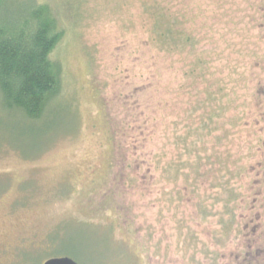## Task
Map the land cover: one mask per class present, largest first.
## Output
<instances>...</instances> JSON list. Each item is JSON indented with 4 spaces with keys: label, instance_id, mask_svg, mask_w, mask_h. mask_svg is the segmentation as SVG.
<instances>
[{
    "label": "rangeland",
    "instance_id": "374dc122",
    "mask_svg": "<svg viewBox=\"0 0 264 264\" xmlns=\"http://www.w3.org/2000/svg\"><path fill=\"white\" fill-rule=\"evenodd\" d=\"M37 1L61 87L0 108V264H264V0Z\"/></svg>",
    "mask_w": 264,
    "mask_h": 264
},
{
    "label": "trees",
    "instance_id": "16d2710c",
    "mask_svg": "<svg viewBox=\"0 0 264 264\" xmlns=\"http://www.w3.org/2000/svg\"><path fill=\"white\" fill-rule=\"evenodd\" d=\"M60 39L48 5L37 0H0V108L16 112L25 121L44 114L61 87L60 64L50 57ZM110 129L116 150L123 151L127 143L122 136L127 133H121L114 121ZM140 136L145 137L142 132ZM135 165L140 167L141 162Z\"/></svg>",
    "mask_w": 264,
    "mask_h": 264
},
{
    "label": "water",
    "instance_id": "95a60500",
    "mask_svg": "<svg viewBox=\"0 0 264 264\" xmlns=\"http://www.w3.org/2000/svg\"><path fill=\"white\" fill-rule=\"evenodd\" d=\"M43 264H77L69 257H51L44 261Z\"/></svg>",
    "mask_w": 264,
    "mask_h": 264
}]
</instances>
